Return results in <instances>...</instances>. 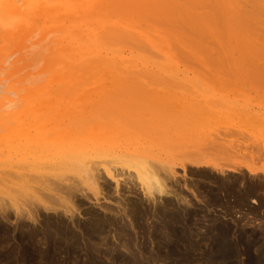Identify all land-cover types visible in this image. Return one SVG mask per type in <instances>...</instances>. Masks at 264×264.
<instances>
[{
  "label": "bare ground",
  "instance_id": "obj_1",
  "mask_svg": "<svg viewBox=\"0 0 264 264\" xmlns=\"http://www.w3.org/2000/svg\"><path fill=\"white\" fill-rule=\"evenodd\" d=\"M202 74L264 76V0H0V132L17 135L4 142V133L0 164L18 180L12 181L18 194L29 174L8 163L32 165V215L12 197L0 206L4 219L10 211L18 219L32 216L25 233L23 219L7 230L0 227L4 262L264 264L263 246L251 252L255 232L236 225L258 220L254 225L262 227L264 201L242 210L240 219L236 207H248L263 181L249 182L239 168L220 166L205 155L233 157L236 146L213 137L217 141L210 138L205 151H190L176 163L167 161L163 150L153 154L150 141L125 138L161 118L159 128L167 135L176 130L180 135L174 140L190 141L183 132L200 118L210 119L206 113L223 112L213 99L197 104L192 97V102L153 98L141 104L145 99L128 89L173 78L194 82ZM186 109L196 117H188ZM177 164L183 172L193 168L188 178L184 172L179 179ZM247 171L251 177L258 173ZM184 190L217 214L200 215L205 208ZM199 217L211 218L204 235L216 237L201 257L191 238ZM136 235L155 240L156 248ZM175 238L191 242L179 252Z\"/></svg>",
  "mask_w": 264,
  "mask_h": 264
},
{
  "label": "rangeland",
  "instance_id": "obj_2",
  "mask_svg": "<svg viewBox=\"0 0 264 264\" xmlns=\"http://www.w3.org/2000/svg\"><path fill=\"white\" fill-rule=\"evenodd\" d=\"M140 88H142V89H140ZM140 88H138L139 90L131 89L130 92H129V89H130L129 88L128 93L134 92L133 95L138 94L141 98L145 99V100L142 99L143 101L141 100L143 102L141 104H146V102H148V101L150 102L153 98L155 100H158V101H163V100L175 98L176 101L178 100L181 102H192L194 99V101H193L194 103L198 102L197 104H201V103H204L205 100L206 99L208 100V98H209V99L214 100L215 103L213 104V106H217V108H219L223 112L221 113L222 115L220 113H216L215 117H213L214 113L210 114L211 116H209V114L206 113L207 115L205 114V117L206 118L211 117L210 119L203 120V118H200V120L198 119V121H197L198 124H197V122L195 123L196 125L194 124V126H193L194 129L190 128V129H187L186 132H183L184 134L186 133L187 136L191 138L190 141L185 140L182 143H180V141L178 143L176 140H174V139L178 138L180 135V134H175L176 130L173 131L174 133L171 132V135H170V133H169V135H167L168 131H166V129H164L165 130L164 131L162 128H159L160 126L158 123H159V120L161 119L160 118L159 120H157V122L155 124L149 123L146 125V128H143L142 130H136V131L130 130V132L128 134L131 136L133 134V137L135 135L134 138L133 137L131 138V136H129V135H128L129 136L128 137L127 134L125 133V138H128L127 140H130V143H134L133 141H136V142L141 141V142L148 143V141H150L148 146L153 150V154H155L156 152H160V151L162 152V150H163V152H164L163 154L166 156L167 161H173L174 160V161H176V163H181L182 161H184L187 158V157L185 158V156L196 154L197 152L205 151L204 149L207 147L206 144L208 143L210 138H212V139L219 138L218 140H220L226 144L232 145L231 147H233V145L236 146L233 148L234 149L236 148L237 151H239V153H237L233 157L225 158V157H223V155L221 156L219 153H216V152L212 153L210 151H206V153L205 152L204 153L207 156V158L211 159L212 161H214L216 164H219L220 166L224 165V167L231 166V167L239 168V169L236 168L237 171L239 173L243 172L246 179L249 180L251 178L250 179L251 181H249V182H256V183L259 182L260 183V180H262L264 183V76H262V75H260V76H249V77L243 78V77H235L233 75L221 76V75H214V74H212V75L202 74V75H198L197 78H194V82H187V81H184V79L173 78V79H164L162 81L159 80V82L157 84L153 83L151 85H147L146 87H140ZM135 91H136V93H135ZM142 94H143V96L145 95V97H143ZM180 96H182V97H180ZM191 97L193 98V99H191L192 101L190 100ZM179 99H182V100H179ZM235 109H236V111H235ZM186 110H184L185 113L187 115L188 114L190 115V116L188 115V117H190V118L196 117V116H193V114L191 115L190 114L191 112L189 113L188 110L186 112ZM202 110H204V109H202ZM217 112H219L218 109H217ZM198 117H199V115H197V118ZM199 122H200V124H199ZM157 124H158V126H157ZM152 125H153V127H152ZM200 125H201V127H200ZM148 128L149 129L151 128L150 132H148L149 131ZM155 128L157 129V132L155 131ZM145 130L147 131L146 132L147 134H145ZM162 131H164V132H162ZM4 133H6L7 136ZM4 133L3 134L1 133V135H0V140H2V141H3V136L5 135L4 142L10 141V139L12 140L13 136L16 135V134L11 135L10 132H4ZM174 136H175V138H173ZM213 137H215V138H213ZM14 138H16V137L14 136ZM18 138H21V137L19 136ZM223 138H224V140H223ZM26 139L32 140V135H31V137H26ZM131 139H132V142H131ZM146 139H147V141H146ZM165 139H167V140L165 141ZM204 142H205V144H204ZM171 145L173 146V148ZM204 145H205V147L202 148V146H204ZM190 146H192V148ZM245 147L248 148V149L246 148L247 151H246ZM250 147H251V149H249ZM253 147H254V149H253ZM256 148H258L259 150ZM250 150L253 151V153H250L251 152ZM255 150H257V151H255ZM190 151H193V153L191 154ZM185 153H187V155H184ZM246 153H248V154H246ZM252 154H253V156H252ZM244 155H246V156H244ZM188 157H190V156H188ZM171 158H173V159H171ZM27 163H30V161L29 160L19 161L17 159L11 160V162L8 163L9 167L12 166L11 168H13V170L18 169L19 171H25V174H29L28 175V179L30 178L29 182L22 185L23 189H24L23 193H22L23 195L21 193L18 194L19 192L16 189L17 185L13 184L14 181H18V180L17 179L14 180L13 177L10 176L9 172H6L8 168L3 169L5 166L0 164V171L4 172V173L3 172L0 173V178H3L2 180L0 179L1 180L0 181V206L2 207L5 204H10L11 202L9 201V197H12L16 200V203L19 205V209L25 210V211L22 210L23 212H31V215H32V170H31L32 165L29 166L30 164H27ZM184 163H186V162H184ZM175 168H176L175 171L178 174L179 179H181V180H182L181 176L184 172H185L184 173L185 178H188L187 176L190 175L189 170L191 167H189V166L186 168L188 172L187 171L183 172V170L180 167V164H177L175 166ZM247 168H250V169L253 168V169L257 170L258 173L252 175V177H251V175L247 171ZM191 170H193V168H191ZM238 172H236L237 174L236 173L235 174L229 173V174L234 176V175H238L239 174ZM8 181L10 183H8ZM5 183H7V184H5ZM187 193H189V192L184 190V194L188 195V198H190L192 200V203H196L195 205L205 208L204 202L200 201L201 198L195 197L192 193H190V194H187ZM259 193L260 194L257 195V197H255L256 199L252 198V199L248 200V202H247L248 207L247 206L246 207L243 206L242 208H241V206L239 208L236 207V210L240 209V211L238 210L236 212V216H238L236 218L240 219L241 215L244 214L242 212H245V211L248 212L249 208L255 207L259 201H264V184L262 185L261 189L259 190ZM5 200H6V202H5ZM91 202H93V201H91ZM91 202H88L87 204L91 205ZM101 202H103V200H101ZM2 203H4V204H2ZM92 205H94V204H92ZM192 206H189V207L191 208ZM1 207H0V209H1ZM94 207H96V206L94 205ZM92 209H94V208L92 207ZM205 209H204L205 213H201L200 215L210 213L207 215L213 216V215L217 214V213H213V212H216L215 210H213V208H212V210L210 209V207H208L206 210ZM216 209H219V207H217ZM191 210H193V209H191ZM259 210H262V213H263L264 208L259 209ZM10 212L13 215L10 214V217L8 219L2 218L1 213H0V227L1 228H3V226L5 227V228H3V230H7V228L13 226V224L15 225L17 222H20V220H22V219H23L22 220L23 222L21 221L20 223H22L21 224L22 228L24 226V228L22 229L23 232L29 231V227L32 228V216H30L31 218H28V219H27V217L24 218L23 216H22L23 218L20 217L18 219V217L12 211H10ZM79 213H80V211L78 213H76V216L78 215L77 217L79 219H81L80 215L82 213H80V215H79ZM251 214L252 213L246 214L247 220H249V219L251 220V217H253V215H251ZM263 214H261V215H263ZM239 215H240V217H239ZM261 215L259 217L261 218V221H264V217H262ZM260 218H258V219L260 220ZM199 219H200L199 224H198L199 227L195 226L194 224L191 225L192 226L191 229L194 232V233L193 232L191 233V236H192L191 238H194V243L199 246L198 247L199 249L197 250V252L199 251L198 257H201L202 256L201 253L207 251L209 241L216 240V237H214L212 233H209L210 234V235H208L209 238L206 235H204V230L206 229L205 226H208L211 223L210 222L211 218L199 217ZM209 219H210V221H209ZM244 223L245 222H240L239 225L238 224H236V225L239 227H243L242 225H244V228H245V226L248 227V231L251 230V231L255 232L253 234V236H251V239L255 240V238H256L255 242H253L255 245L252 246L253 250H251V252L253 254H256L259 251L257 249L258 251L256 250V252H253L256 248L260 249L262 246H263L262 249L264 248V245H262V244H264V242H263L264 241V226H263L264 223H261V224H263L262 225L263 228L259 227L257 225H254V224L259 223L258 220L253 224L252 223H245L244 224ZM211 224H213V223H211ZM249 225H250V227H249ZM25 226H26V228H25ZM250 228H252V229H250ZM26 229H27V231H26ZM246 230H247V228H246ZM1 232H0V239H1L0 240V258L1 257L2 258L0 259V264H7L6 262H4L5 261L4 260L5 248H4V246H2L4 243H6V238L4 239L3 231H1ZM177 233H178V231H177ZM259 235L263 236V239ZM139 236L140 235H138L137 237H139ZM3 239H4V241H3ZM177 239L175 238L174 242H172V243H174V244L179 243L177 246L179 249V252H183V250L188 247L191 240L189 241L187 239L189 241V243H188V241H186V239H181V238H177ZM137 240L145 241V245L148 246L149 248H151V247H152V249H154L153 247L156 248V244H155L156 241L155 240H154V242L152 240L150 241L147 237H145V238L139 237V238H137ZM231 240L232 239L230 237L229 241H231ZM168 241L169 242H167L165 240L164 245H165V242L167 243V245L171 243V240H168ZM232 241H234V239ZM261 241H262V244H261ZM26 242H27V240H26ZM164 245H162L160 247V249L163 252L167 249L166 248L167 245L166 246H164ZM197 252H196V255H197ZM177 256L179 257V255H177ZM202 261H203V259L200 261L193 262L192 264H201ZM170 262H171V260H170ZM170 262H169V259H166L164 262L158 261V262H154L152 264H166V263H170ZM213 262H211V263L212 264H223L221 260H216ZM211 263L209 262V264H211ZM140 264H147V261H146V263L141 262Z\"/></svg>",
  "mask_w": 264,
  "mask_h": 264
}]
</instances>
